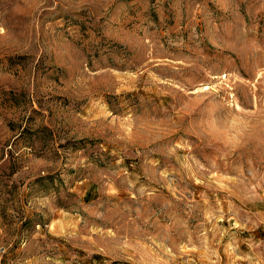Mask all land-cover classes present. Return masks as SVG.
Masks as SVG:
<instances>
[{
  "label": "rangeland",
  "instance_id": "rangeland-1",
  "mask_svg": "<svg viewBox=\"0 0 264 264\" xmlns=\"http://www.w3.org/2000/svg\"><path fill=\"white\" fill-rule=\"evenodd\" d=\"M0 264H264V0H0Z\"/></svg>",
  "mask_w": 264,
  "mask_h": 264
}]
</instances>
